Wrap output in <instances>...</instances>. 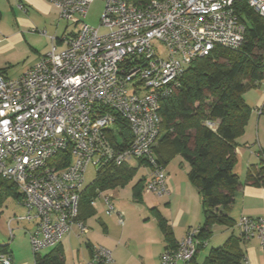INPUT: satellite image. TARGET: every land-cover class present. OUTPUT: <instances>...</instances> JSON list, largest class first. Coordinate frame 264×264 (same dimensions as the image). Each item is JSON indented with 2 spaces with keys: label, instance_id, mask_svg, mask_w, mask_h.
<instances>
[{
  "label": "built area",
  "instance_id": "2783aa9c",
  "mask_svg": "<svg viewBox=\"0 0 264 264\" xmlns=\"http://www.w3.org/2000/svg\"><path fill=\"white\" fill-rule=\"evenodd\" d=\"M59 19L74 26L50 51L18 78L0 75V193L10 183L33 225L27 232L33 254L54 248L74 228L81 237L80 195L91 165L116 166L143 160L150 170L144 192L166 196V174L154 147L160 135V103L179 85L184 68L215 48L238 51L245 25L236 13L246 2L264 17V0H152L137 6L127 0H103L98 28L85 23L94 0H49ZM104 27L107 32L99 33ZM44 35V33H41ZM1 41V38H0ZM167 51L161 59L152 45ZM264 93V81L254 82ZM260 113V111L258 112ZM124 122L130 138L119 135ZM209 128L213 124L207 123ZM66 150L70 163L50 162ZM258 161L264 166V150ZM106 216H123L98 193ZM242 240L256 237L264 251V217L236 222ZM198 228L189 229L175 249L161 254L160 264H193ZM112 253L95 247L87 264H111ZM0 264H13L0 254Z\"/></svg>",
  "mask_w": 264,
  "mask_h": 264
},
{
  "label": "trees",
  "instance_id": "16d2710c",
  "mask_svg": "<svg viewBox=\"0 0 264 264\" xmlns=\"http://www.w3.org/2000/svg\"><path fill=\"white\" fill-rule=\"evenodd\" d=\"M127 1L143 6L152 0ZM236 13L245 25L242 47L238 51L215 48L209 56L191 62L184 68L178 87L160 103V135L154 155L163 168L177 156L188 165L186 177L198 190L203 213V223L196 236V254L212 236L215 225L234 226L228 215L239 186L238 177L233 173L235 141L242 135L251 112L242 96L248 84L264 80V17L255 13L246 2L237 3ZM0 75H4L3 71ZM207 123L213 127L209 128ZM119 135L124 142L130 138L124 122L119 126ZM56 163L60 169L69 165L66 150L60 151L50 162L52 165ZM136 163L138 168H149L143 160H136ZM127 164H105L99 168L95 180L80 195L79 211L89 208L90 201L99 192L123 187L130 182L137 169ZM145 181L142 176L132 188L137 200L145 189ZM245 182L264 184V166L260 162L248 169ZM6 196L17 201L20 198L10 183L4 184L0 193V198ZM158 223L165 238H169L172 235L170 226L159 216ZM242 243L240 238L230 239L223 246L211 249L204 264H245ZM176 246L166 249H175ZM0 254L12 257L7 245L0 246ZM33 264H64V256L54 248L43 257L34 254Z\"/></svg>",
  "mask_w": 264,
  "mask_h": 264
},
{
  "label": "crops",
  "instance_id": "0c3cea01",
  "mask_svg": "<svg viewBox=\"0 0 264 264\" xmlns=\"http://www.w3.org/2000/svg\"><path fill=\"white\" fill-rule=\"evenodd\" d=\"M70 26L69 21L59 19L58 10L49 0H0V71L7 78L20 77L50 51L53 43L57 50L63 49L62 39L72 33ZM242 98L251 112L242 135L235 141V174L239 186L234 192L228 215L234 226L216 228L215 225L212 236L197 252L193 264H204L209 251L223 246L228 240L242 239L236 226L240 218L264 217V184L252 185L245 182L248 169L259 164L258 151L264 150V93L259 85L248 84ZM177 158L180 157L173 160ZM173 160L164 167L167 190L165 201L158 203L159 198H156L151 203L152 198L148 196L150 194L144 191L140 200L136 201L149 211V217L142 219L143 224L138 230L131 229L128 218L127 228L116 232L112 229L111 220L104 221L98 215L97 204L79 211V219L86 227L85 233L78 237L74 228L70 235L65 236L54 247L64 257L69 258L67 264H87L93 248L99 246L111 251V264H160L161 254L166 248L177 245L189 229L200 228L203 223L200 195L196 187L188 181L187 172L180 174L185 172L183 166L182 172L170 169ZM147 171L144 175L146 181L150 175L149 168ZM101 203L104 212L105 206L102 201ZM178 205L180 206L177 208ZM158 216L170 226L172 235L169 238L163 235ZM113 217L114 223H117L116 217ZM95 225L100 228L96 229ZM217 229L219 234L215 236L213 233ZM242 242L244 263L264 264V251L260 247L259 239L253 237Z\"/></svg>",
  "mask_w": 264,
  "mask_h": 264
},
{
  "label": "rangeland",
  "instance_id": "374dc122",
  "mask_svg": "<svg viewBox=\"0 0 264 264\" xmlns=\"http://www.w3.org/2000/svg\"><path fill=\"white\" fill-rule=\"evenodd\" d=\"M104 10V1L103 0H94L86 13V17L84 19L85 23L90 27L98 28L100 26L101 16ZM65 24V22H63ZM63 26V24H61ZM70 31L74 30V26L71 25L69 27ZM107 32V29L101 27L99 29L100 34H104ZM153 47L156 50V53L159 55L161 59H165L167 56L166 48L163 44L153 41ZM237 162V161H236ZM130 168L137 169V173L135 177L128 182L123 187H118L113 190H108L103 192V195L110 196V201L114 205V207L119 211L123 216L124 225L120 227L116 222L114 223V217L106 216L103 212L101 200H96L98 215L104 221L111 220L113 222V227L116 232H121L127 228L128 218L131 221V229L138 230L141 228L143 224V220L146 217H149V211L144 209L139 202L137 203V199L133 196L132 188L137 183V181L144 176L148 171L146 166H142L138 168L136 161H130L127 164ZM185 168V172H182V168ZM237 164L235 163L233 173H235V168ZM170 169H175L178 172H182L180 174H184L188 171V165L181 158H177L173 160L170 164ZM150 173V171H149ZM96 176V168L93 166H89L85 173V187L90 185ZM152 198V202H155L159 198L158 203H163L165 201L166 196H155L148 195ZM181 204V203H180ZM180 205L177 206V208ZM143 210L141 211V209ZM176 208V209H177ZM26 214V211L23 207L18 204V201L13 197L6 196L0 198V246H8L9 252L12 254L13 264H33L34 254L31 250L28 234L30 230H32L33 225L29 224L26 221L20 220ZM93 222V221H91ZM142 222V223H141ZM92 224V223H91ZM97 228H100L99 225H95ZM99 226V227H98ZM217 225L216 228H220L221 226ZM96 231V230H95ZM216 234V235H215ZM219 234L218 229L213 235L217 236ZM83 239V238H81ZM82 248L84 245L82 244ZM54 248H49L38 252L40 257L48 254ZM66 260V264L69 263V258L64 257Z\"/></svg>",
  "mask_w": 264,
  "mask_h": 264
}]
</instances>
